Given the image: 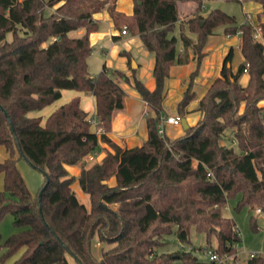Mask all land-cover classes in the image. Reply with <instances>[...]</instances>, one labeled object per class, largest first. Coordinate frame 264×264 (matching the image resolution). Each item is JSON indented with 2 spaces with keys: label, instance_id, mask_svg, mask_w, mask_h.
<instances>
[{
  "label": "trees",
  "instance_id": "obj_1",
  "mask_svg": "<svg viewBox=\"0 0 264 264\" xmlns=\"http://www.w3.org/2000/svg\"><path fill=\"white\" fill-rule=\"evenodd\" d=\"M247 1L259 4L264 18V0H241ZM133 2L128 17L117 10L116 0H0V145L9 154L0 161V221L10 213L16 228L4 242L0 233V264L22 249L12 264H71L67 255L77 264H207L193 251H164L169 235L190 243L194 228L207 236L201 250L236 257L242 237L225 213L228 200L239 197L238 209L264 211V106L259 104L264 99V20L255 24L246 13L245 22L238 24L219 8L203 15L200 0L186 20L180 17L178 0ZM105 9L116 27L139 35L154 54L153 90L134 69L131 77L106 66L90 73V36L99 27L95 14ZM219 27L226 36H240L244 59L233 69L231 46L220 75L198 101V122L178 137L161 136L158 125L168 115L171 67L195 62L177 103V115L183 118L197 98L205 47ZM76 30L79 35H72ZM121 53L131 61L129 52ZM245 73L249 80L243 85ZM121 79L148 106V137L134 147H122L109 136L115 115L126 109ZM63 89L95 95L100 133L92 131L93 120L79 98L62 104L44 124L35 115L58 100ZM229 128L233 137L222 143ZM102 143L111 149L86 165V157L102 150ZM17 151L49 177L41 209L38 198L46 175L34 195L18 167ZM75 165L78 176L67 167ZM75 182L89 195L90 208L79 200ZM251 223L258 228L254 214ZM96 239L109 245L102 247L100 259L92 249ZM246 264H264V255L249 257Z\"/></svg>",
  "mask_w": 264,
  "mask_h": 264
},
{
  "label": "crops",
  "instance_id": "obj_2",
  "mask_svg": "<svg viewBox=\"0 0 264 264\" xmlns=\"http://www.w3.org/2000/svg\"><path fill=\"white\" fill-rule=\"evenodd\" d=\"M187 0H178L179 9ZM259 10H261L260 5ZM117 10L123 12L126 16H131L134 12L133 0H116ZM249 11H246V13ZM248 15V13H247ZM180 17L184 20L183 15ZM95 18L99 20L98 30L91 34L90 38L94 49L88 58L89 71L92 75L98 74L104 66L109 70L119 69L124 71L128 76H132L133 69L136 76L140 78L146 86L153 90L156 87V81L153 76L155 66V56L152 52L146 49L142 39L137 34H132L129 31L123 33L126 29H120L115 26L109 12L105 9L95 14ZM114 35L119 36L115 40ZM234 47L235 56L232 63L233 69L244 59L240 51V36H226L222 32L216 31L211 35L205 47L207 55L204 59L203 67L200 75L196 78L195 90L197 98L189 105V113L183 117L189 126L195 125L201 117V112L196 110L198 101L205 95L206 91L212 84L213 80L220 75L223 64V59L230 47ZM180 49L182 44L180 42ZM122 51L130 53L131 61L127 55H122ZM195 68V62L191 61L184 65H173L171 67V76L167 80L168 95L165 100V108L168 115H177V103L181 100L183 93L187 87L190 73ZM132 80V79H131ZM249 80V75L245 73L241 78V83L246 85ZM121 86L127 91L126 109L123 112H118L112 124V130L109 132L111 139L122 147H134L141 145L144 139L148 137V128L146 123L145 111L148 109L146 103L142 100L140 94L126 82L120 80ZM74 98H79L81 107L88 113V117L94 120L92 131L100 130L96 126L97 101L95 95L89 92L76 89H63L61 97L51 105L46 106L42 110L35 113L42 117L44 124L47 118L62 104L71 101ZM95 118V119H94ZM183 125L177 128L174 125L166 126V136L170 138L178 137L184 134ZM103 151L100 154L101 160L107 149H111L105 143L101 144ZM69 171L78 176L80 167L67 166ZM23 249L19 252L20 255ZM17 255H15V258Z\"/></svg>",
  "mask_w": 264,
  "mask_h": 264
},
{
  "label": "rangeland",
  "instance_id": "obj_3",
  "mask_svg": "<svg viewBox=\"0 0 264 264\" xmlns=\"http://www.w3.org/2000/svg\"><path fill=\"white\" fill-rule=\"evenodd\" d=\"M203 3V8L201 13L203 15L208 14L210 11L214 9H222L226 13L234 15L237 19L238 24L245 22L246 20V11L248 13L249 21L257 24V22L264 20L263 17L259 16V6L257 3L252 1L241 2V0H200ZM199 4V0H187L185 4L180 6V14L183 15L184 20L188 19L192 15H194V11ZM52 9H48L49 13ZM223 27H219L217 29L218 32H222ZM83 30H80L82 33ZM257 39L261 40V34L259 32L256 33ZM72 35H79L78 30L73 31ZM261 106H264V99L259 103ZM95 119V118H94ZM93 120V119H92ZM94 123V120H93ZM179 128V126H176ZM233 137L232 129L229 128L226 130L222 143L229 144ZM103 149L97 153L95 159L91 160L88 156L85 159L86 165H90L99 160L100 154ZM9 156L6 148L0 145V161L5 160ZM15 158L17 159L18 167L25 179V182L31 192L36 195L37 192L42 187L45 176L41 170L33 166L29 159L25 156L21 155L19 151L16 152ZM74 190L79 198V200L84 203L88 208H90V198L87 193H84L78 182L73 184ZM4 188V175L0 172V196L1 191ZM239 197L231 198L228 200L227 206L228 208L225 210V213L228 217H231L235 220L242 237L241 242L238 244V254L236 257H231L225 261L223 264H246L247 260L250 257L251 252H255L258 254L264 255V211L258 212L256 210H250L248 206L243 207L242 209L237 208ZM254 214L257 222V229L254 228L253 223H251V215ZM16 231V228L13 224V216L10 213H6L0 221V233L2 234V241L4 242L12 233ZM169 244L164 247V251H184L189 250L193 251V253L202 261L208 260V252L207 249L201 250L207 246V236L205 233H199L194 228L191 231V242L190 243H182L178 240L177 235L172 233L168 237ZM213 245H217V237H212ZM107 248L109 245L105 243H101L96 239L92 243V249L97 259L101 257V249L102 247ZM3 251V250H2ZM0 251V254L1 252ZM19 254V253H18ZM17 257H19V255ZM16 257V258H17ZM71 264H77L74 258L71 255H67ZM15 256L8 259L3 264H12L16 259Z\"/></svg>",
  "mask_w": 264,
  "mask_h": 264
},
{
  "label": "built area",
  "instance_id": "obj_4",
  "mask_svg": "<svg viewBox=\"0 0 264 264\" xmlns=\"http://www.w3.org/2000/svg\"><path fill=\"white\" fill-rule=\"evenodd\" d=\"M122 32L127 33V30L124 29ZM257 32L260 33V28H257ZM182 119L183 118L179 115H173V116L163 115L161 117L159 125H158L160 135L163 137L166 136V126H168V125H174V126L182 125ZM96 156H97V153H93V154L89 155L88 158L93 160V159H95ZM227 208H228V206L226 205V209ZM257 211L261 212L260 209H258ZM207 252H208V256H209L208 260L206 261L207 264H223V263H225V261L227 259L232 257L229 255L220 256L214 249H207ZM256 255H258V253H255V252L250 253V257H255Z\"/></svg>",
  "mask_w": 264,
  "mask_h": 264
},
{
  "label": "water",
  "instance_id": "obj_5",
  "mask_svg": "<svg viewBox=\"0 0 264 264\" xmlns=\"http://www.w3.org/2000/svg\"><path fill=\"white\" fill-rule=\"evenodd\" d=\"M231 65V64H230ZM7 114V116H8V119H9V122H10V125H11V128H12V131H13V133H14V135L15 136H17L16 135V132H15V129H14V127H13V125H12V121H11V118H10V115L8 114V113H6ZM182 125H183V127H184V129H187L188 127H189V125L187 124V122H186V118H183L182 119ZM42 171V173L44 174V175H46V172L45 171H43V170H41ZM46 179H47V182H46V184L41 188V190H40V193H39V200H38V202H39V208L41 209L42 208V205H41V200H42V195H43V193H44V191H45V188H46V186H47V184H48V182H49V177L46 175Z\"/></svg>",
  "mask_w": 264,
  "mask_h": 264
}]
</instances>
